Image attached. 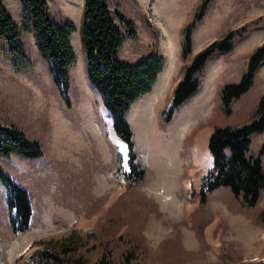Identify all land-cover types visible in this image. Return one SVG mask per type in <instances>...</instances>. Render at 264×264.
Wrapping results in <instances>:
<instances>
[{"label": "rangeland", "instance_id": "374dc122", "mask_svg": "<svg viewBox=\"0 0 264 264\" xmlns=\"http://www.w3.org/2000/svg\"><path fill=\"white\" fill-rule=\"evenodd\" d=\"M59 26L69 33L75 61L70 69V104L53 84L46 62L25 27L20 0H3L16 24L29 65L6 52L0 41V125H13L37 140L43 155H0V166L31 197L30 228L10 230L5 188L0 181V261L23 264L40 242L74 233L94 261L109 240L124 234L144 256L133 264H240L264 259V192L256 206L243 208L228 188L200 204L201 178L211 165L207 147L213 126L243 123L264 97V63L252 87L233 104L229 116L218 109L217 92L238 80L247 56L264 41V0H211L192 33L191 53L181 56V30L202 0H108L134 24L135 38L119 25V57L135 62L149 54L162 58L151 90L130 105L126 120L133 133L144 179L126 187L117 152L126 145L115 134L97 91L87 82L78 26L84 0H46ZM262 19V20H261ZM252 24L232 51L207 61L200 90L163 123L160 113L170 101L182 66L226 32ZM23 26V27H22ZM171 43V45H170ZM19 65L18 68H15ZM264 131L251 137L249 154L258 155ZM264 167V155H261ZM116 245V246H115ZM142 252V251H141ZM140 255V254H139Z\"/></svg>", "mask_w": 264, "mask_h": 264}, {"label": "trees", "instance_id": "16d2710c", "mask_svg": "<svg viewBox=\"0 0 264 264\" xmlns=\"http://www.w3.org/2000/svg\"><path fill=\"white\" fill-rule=\"evenodd\" d=\"M2 1L0 0V41H5L8 55L18 56L23 65H29L20 39L21 26L15 23ZM210 1L202 0L190 21L182 27L183 58L191 53L192 33L203 20ZM20 3L25 27L32 34L35 46L46 62L53 84L69 105V72L75 55L68 36L74 31V24L65 21L63 26H59L55 23L50 17L46 0H20ZM118 24L125 27L128 37H136L133 22L119 12H112L108 0H84L78 34L85 77L101 97L115 134L126 145V169L121 173L126 187L132 189L144 179L145 169L138 162L133 133L126 115L131 103L151 90L162 68V58L155 53L143 56L135 62L122 60L119 49L124 39ZM251 25L229 30L221 38L208 43L194 54L189 63L182 66L180 77L172 88L169 105L160 113L163 123L171 122L176 110L200 90L207 61L217 55L230 53L235 41L243 38ZM263 63L264 41L247 56L238 80L222 85L217 92L218 109L223 115L229 116L233 111V104L252 87L256 72ZM18 67L19 65L15 68ZM263 131L264 97L252 111L250 120L213 126L207 140L211 165L201 178L198 191L200 204L206 203L210 195L218 189L228 188L243 208L256 206L264 192V167L261 161L264 142L258 155L249 154V150L252 135ZM13 153L36 158L43 155V150L37 140L28 139L16 126L0 125V155L9 156ZM115 159L119 163L121 154L116 153ZM0 181L5 188L10 230L14 234L23 233L29 229L32 216L30 194L14 182L1 166ZM126 239L122 234L112 240L121 246L118 251L109 240L104 242L98 257L89 261L91 254L87 251L86 242L79 243L78 238L71 233L60 240L48 239L40 242L24 258L23 264H133L144 256V249L126 242ZM240 264H264V259Z\"/></svg>", "mask_w": 264, "mask_h": 264}, {"label": "bare ground", "instance_id": "6f19581e", "mask_svg": "<svg viewBox=\"0 0 264 264\" xmlns=\"http://www.w3.org/2000/svg\"><path fill=\"white\" fill-rule=\"evenodd\" d=\"M170 45H171V43H170Z\"/></svg>", "mask_w": 264, "mask_h": 264}]
</instances>
